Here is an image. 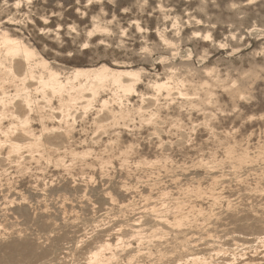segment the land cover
Instances as JSON below:
<instances>
[{"label": "bare ground", "instance_id": "1", "mask_svg": "<svg viewBox=\"0 0 264 264\" xmlns=\"http://www.w3.org/2000/svg\"><path fill=\"white\" fill-rule=\"evenodd\" d=\"M160 3L162 4L163 2ZM16 4L19 5L20 2ZM161 4L158 6H160L159 8L163 13L166 9L163 10L164 4ZM157 9L156 11H158ZM162 13L161 15H163ZM165 14L167 13H164V17ZM167 15L170 16V14ZM169 16L167 17L169 18ZM175 20H178V15ZM1 24L0 195L3 202L0 203V264H264V202H262L264 194L258 191L263 189L262 182H257L254 188H251L257 191L247 196V199L251 198L254 201H260V206L256 204L259 207L255 206V208L245 202L236 205L232 203L234 200H231L230 196L226 200L223 197V193L219 191L220 187H218L221 186L222 181L220 179H223L222 177L225 175L224 173L222 175L221 171L225 165L227 166L228 164L231 170L235 169L236 172H239L242 169L254 170L256 169L254 168L256 164H263L264 141L260 140L258 144H255V147L250 146L251 144L242 143L241 140L233 137L230 132H224L223 134L214 132V127L210 125V122L208 124L205 121L204 125L208 131L211 130L214 136L215 147L203 152L199 145L196 146L198 149L200 148L201 158L200 160L197 159L198 161L195 165L199 169L204 170L207 180H195V183H193V178H187L188 181L192 182L182 183L181 181V184L180 182L179 184L175 183L178 190L177 197L175 196V191L172 192L169 186L166 188L162 187L164 189L156 187L162 189L158 191L159 194L157 193V200H161V205L151 202L154 201L152 199H155L154 196H156H153V190L157 186V182L154 181L150 184V187L143 190L141 186L139 189V186H134L127 182V179H130L128 176H132L133 179L136 177V180L139 181L140 178L145 177L144 175L148 178L155 177L156 174H161L162 172L163 174L164 172H168V174L175 173V169L179 166H177V159L175 160L173 153H176V150L177 152H183L187 145H189V148L192 147L190 143L193 141L192 139L190 140L189 132H186L192 127L185 123L187 120L184 121V116L188 115L189 119H191L190 115L193 112L191 110L204 111L206 109L205 106L209 102H212L215 107H219L220 101L217 98L218 94L216 96V90L218 89L216 87H223L222 89L227 92L222 91L227 96L230 95L229 97L234 102L240 98L245 99L243 84V87L241 85L238 86V80L232 81L228 79L230 76L228 78L221 77V72L218 74L217 69L209 64L207 65L209 67H203L209 78L205 80L204 75L200 72V77L203 75L202 79L205 81L200 78L197 79V68L191 67L193 63L189 60L191 55H185L184 53H182L184 56L182 54H179V56H183V59L188 56L189 58L186 59L192 64H186L187 61L186 63L169 62L170 64L165 66V63L162 64L163 68L166 69L164 70L166 71V76L163 75V80L161 78L149 79L145 82L143 77L145 69L142 68L143 66L132 67L129 63H127L128 65L118 64L119 61L112 65L104 62L89 65V67H70L71 69L68 70L66 68L65 70L68 71L64 72V69L58 70L56 67L55 69L50 63L51 61L42 56L35 47L26 42L23 37L16 33L13 34L9 28ZM178 25H181V23ZM178 28L177 30L175 29V32L181 30V28H179L180 30ZM159 29V36L168 45L171 47L176 46L174 50L180 47L179 44H177L178 47L175 44L178 39L173 42L174 38L172 39L171 37L172 40H170L164 33L165 31L161 32V28ZM164 29L166 30L167 28ZM170 29L172 30V28ZM108 30L109 28L106 26L95 24V29L90 31V33L93 31L103 33V31ZM209 31L205 34V38L210 39ZM194 35L198 36V34ZM234 36L233 38L237 37ZM212 37L211 39H213ZM165 44L163 42L162 46H165ZM223 45H227L226 42ZM206 52L204 53L205 56L207 55ZM170 53L172 54V52ZM201 55L203 56V54ZM169 56L167 57L169 58L168 60H170ZM176 59L179 60V58ZM182 61L184 62V60ZM245 71L248 74L247 69ZM241 72L242 74L244 73L243 71ZM147 73L149 72L147 71ZM261 73L263 72L261 71ZM261 75L259 74V76ZM243 76L241 77L242 79H244ZM255 78L258 80V77ZM247 81H249V78ZM143 83L148 89L151 88L150 95L147 91H144L147 92L146 95L142 90H139V85ZM134 96H137L138 99L134 100L132 98ZM172 105H175V107L172 108ZM210 105L211 103L208 106ZM207 115V119H205L208 121L213 114L207 113ZM137 124L140 127H152L150 128L153 129V133L150 134H155L157 137L155 138L157 142L154 147L157 148V151L155 150L157 153L155 152L154 157L147 156V151L145 153L141 148L142 143L138 142V136L136 135V131L139 129L136 127ZM169 133L176 135V141H169V139L164 141V138L171 136ZM165 135L167 137H164ZM145 141L147 140L145 139ZM145 141L143 140V142ZM192 151L194 153V150ZM219 152L222 153L223 157L219 156ZM190 153L192 156V152ZM181 154L177 153L178 156ZM51 167H54L62 176H68L67 179H70V183H63L61 187H56L57 185L52 184L53 181L48 182L45 178L42 179L40 175L42 177L47 176L46 173H50L48 171L51 170ZM117 170L124 172L127 176H123L124 179L119 180L117 183L113 181V183L112 175ZM96 174H100L98 178L102 177V180L107 184H105L107 188L97 196H94L92 194L93 191L98 189L96 187ZM176 175L178 176V174ZM176 175L171 176L176 179ZM262 175L264 174L262 173ZM34 176V181L36 182L34 186H28L25 183L28 187L27 191L29 188L40 190V192H37L38 195L35 196L34 193L32 198L30 193L23 189L24 186L22 185L24 183L20 185V182L22 179L29 177L32 179ZM156 176L160 177L159 175ZM51 177L50 179H52ZM116 178L118 177L116 176ZM251 178L253 179V177ZM31 179L30 181L32 182L33 179ZM155 179L157 178L155 177ZM182 179L184 180L185 177ZM54 181H58V179ZM59 181L61 180L59 179ZM142 182H145V180ZM175 182H178V180L176 179ZM245 182L243 181V183ZM112 183L115 184V191L119 192L118 194L127 191V193L133 195H129V202L124 201L122 205L119 204L120 207H132L134 209L133 206L136 205L135 198L138 194L147 203H145V208H143L145 210L144 215L140 216V214L138 218H133V222L128 223L129 228L119 233L114 242L110 238H106L108 230H98V232L88 238L87 234L78 236L82 230L80 223L84 221L68 222L65 228L63 226L61 228L56 225V220L48 210L49 207L47 205L45 208L47 207L48 209L34 208L33 199L42 196L44 198L48 196L49 198L51 194H47V191L50 190L52 185L55 187L52 186L54 189H51L57 191L56 193H61L62 195H60L65 203H68L66 201L70 199V192H75L76 196L80 194L81 197L85 198V201L88 199L90 207L91 205L96 207L95 202L101 205L108 204L110 201L115 203L117 202L118 194L116 195L111 190L110 186ZM90 192L96 197L95 199H93ZM135 193L138 194L134 195ZM208 199L211 200L210 213H206L207 209L205 210L203 205H200L202 200ZM225 201L227 206L223 212H213L218 209L219 205L223 206ZM63 202L61 203L63 204ZM62 204L60 205L64 206V208L61 207L64 213L69 210L74 211L67 204ZM38 207L43 206L39 205ZM78 207H76L77 210ZM223 214H225L224 217L222 216ZM222 219L227 220L225 225L230 226L231 228L229 229L233 228V231L238 233L231 239L233 243H222V241H219L221 236L218 235V232L221 226H224ZM33 227H36L37 232L33 233L31 231ZM116 229L120 230L122 228ZM128 236L133 237V242L136 246L133 247L131 245L132 242L127 240V238L125 239ZM200 238L204 240V244L201 245L199 244L200 242L195 244ZM78 243L80 244L78 245Z\"/></svg>", "mask_w": 264, "mask_h": 264}, {"label": "rangeland", "instance_id": "2", "mask_svg": "<svg viewBox=\"0 0 264 264\" xmlns=\"http://www.w3.org/2000/svg\"><path fill=\"white\" fill-rule=\"evenodd\" d=\"M159 1L163 3L161 4ZM17 2H20V4L17 5L16 4ZM159 4L161 5L164 4L166 8L163 6L162 9L163 10L166 9L164 10L165 12L164 11L163 13L161 12L159 8L160 6H158ZM156 9L158 11H156ZM161 13L163 15H161ZM164 13L170 14L171 17L167 14H165V17H164ZM177 15H178L179 21L175 20L177 19ZM167 16H169V18ZM189 16H191L190 19H189ZM200 20H201V23H200ZM0 23H2L1 25H4L7 28H9L13 34L16 33L17 35L23 37L24 40L28 42L29 44H31L33 47H35L42 56L46 57L49 61H51L50 63L52 64L54 68L56 67L58 70L64 69V72L68 71L71 68H75L76 66H85V67L88 66L89 67V65H95V64H100L104 62L108 63L109 65H112L113 63H117L119 61L118 64L122 63V64L128 65L127 63H129V65L132 67H138V66L142 67L143 66L142 68L145 69L143 77L145 78L144 80L146 82L149 79L151 80L160 79V78L162 80L164 79L163 75L166 76V71H164L166 69L163 68L162 64L165 63L164 64L165 66V65H169L170 63H174V61L175 63H179V62L186 63L187 61L186 64L189 63L191 65L193 63L191 67L194 66L195 69L197 68L196 69L197 71L196 77L198 76L197 79L198 78L202 79L203 75H204L205 80L209 78L206 75V71L204 69V68L209 67L207 66L209 64L211 67L214 66L213 68L217 69L218 74L219 72H221L220 73L221 77L228 78V76H230V78L228 79L232 81H234L235 79L238 80L237 81L238 86L239 85L242 86V84L244 85V87L243 86L242 87L245 91V95H246L245 99L240 98V99H237L236 102H234V100H232L231 97H229L230 95L227 96L226 93H224L227 91H224V89H222L223 87H220V88L216 87V89L218 88L216 90V96L218 94L217 98L220 101L219 107L216 106L217 109L212 102H209L208 105L210 103L211 105L205 106L207 111H205L206 109L204 111H201V110L199 111L197 109H194L196 110L195 114H194V110H191L193 111L192 114H194V115L192 114L190 115L191 119H189L188 115L184 116V121L187 120L185 123H187L188 126L192 127L191 129L186 130V132H189L190 140L192 139L193 141L192 143H190V146L192 147L189 148L188 147L189 145H187L183 149V152L182 151L177 152L176 150V153H173L175 155V160L177 159L176 160L177 166H179V167L177 166L176 167L179 168L180 170L176 168L175 173H172V174L171 173L168 174L167 171H166L167 173L164 172V174L162 172L161 173L162 175L156 174L160 176V177H157L155 175L157 179H155L154 176L147 178V176L144 175L145 177L140 178V179L142 181L145 180V182H142L140 179L139 181L136 180V177L135 179H133L132 176H128V178L130 179H127V182L133 184L134 186L136 185L139 186V189L141 186L142 190L147 187H150V184L153 183L154 181L157 182L156 184L157 186H155L153 190L154 192L153 196L154 195L156 196H154L155 199H152L154 201H151L154 204L156 202V204L161 205V202H160L161 200L160 201L157 200L158 199L157 195L159 194L158 191L168 186L172 190V192L175 191L174 193H175V196L177 197L178 190H177L176 184H179V182L180 184H181V181L182 183H186V182L191 183L192 181H188L189 178L190 179L193 178V183H195V180H200V179L207 180V175L205 174L204 170L201 168L200 170L199 167L195 165V163L201 158L200 157L201 152L199 151L200 148L203 149V152H207L209 148L215 147V140H213L214 136L211 133V130L208 131L207 127L204 125L205 121L208 124L210 122V125L214 127L213 129L214 132L216 131L217 133H222V134L224 132H230V134L232 133L231 135L233 137L241 140L242 143H245V144L248 143V145L251 144L250 146L255 147L256 146L255 144H258L260 140L264 141L263 140L264 120H262L264 119L263 118L264 116V91H263L264 86L263 85L264 84H262L264 83L263 81L264 77H262L264 76V0H250V2L249 0H169V1L168 0H0ZM180 23L181 25H178ZM95 24L106 26L107 28H109V30L103 31V33L98 32V31H93L92 33H90V31L95 29ZM177 25L179 28H181V30L177 27ZM159 28H161V32L165 31L164 33L166 34V36H168L167 38H169L170 40L174 38L172 40L173 42H176V40L178 39L177 43L175 44L176 45L179 44L180 47H178L177 45L178 48H175L176 51L174 50V47L176 46L171 47L170 45H168L167 42L163 40V38L159 36V33H160L158 32L160 31ZM164 28H167V29L165 30ZM170 28H172V30ZM177 28L181 32L180 31L175 32V29L177 30ZM257 28L258 29L260 28V29L258 30ZM207 31H209V34L211 35L210 39L207 37H206L207 39L205 38L206 36L205 34L207 33ZM259 31H260V34L258 35ZM178 32H180L179 33L180 35L178 34ZM199 33L201 34L199 35ZM194 34H198V36H195ZM232 34L233 36L235 35L234 37L236 36L237 37L233 38ZM211 37L213 39H211ZM191 39L193 40L191 41ZM161 41H163L164 44L166 43L165 46L167 45L166 46L167 49L165 48V46H162L163 42ZM224 41L229 47L227 45H223L225 44ZM218 42L220 43L224 42V43L223 44L221 43L220 45V43ZM148 46H150L148 48L149 50L146 49ZM168 46H170L171 48L170 47L168 48ZM151 47H153L154 49L153 48L151 49ZM152 50L154 51L152 52ZM169 51L172 52V54ZM190 51L192 54L189 53ZM205 52L207 53L206 56L204 55ZM182 53H184L185 55L190 54L191 56L190 58L187 56V57H184L185 59H183L182 57L184 56V54ZM179 54H182L183 56L180 57ZM201 54H203V56ZM168 56L170 57V60H168L169 59L167 58ZM172 56H174L175 59ZM176 58H179V60ZM186 58H189V60H191L192 63H190L189 60ZM198 58H202V59H198ZM182 60H184V62ZM200 67L202 71L200 70ZM257 67H259L262 70H260ZM66 68L68 70H65ZM249 68H253V69H249ZM246 69L248 71V74L245 73ZM203 70L205 74L203 73ZM147 71L149 73H147ZM241 71H243L244 73L242 74ZM261 71L263 73H261ZM150 72L151 73L153 72L154 74L153 73L151 74ZM157 72H158V75H157ZM200 72H202L201 74H203L201 77H200L201 74L199 75ZM257 72H258V75H257ZM259 74L260 75L262 74V75L259 76ZM149 75H151L152 77L151 76L147 77ZM155 75H157L159 78ZM243 75L247 77H244ZM242 76L245 80L241 78ZM251 76L252 78H250ZM255 77H258L257 79L259 81L256 80ZM246 78L247 79L249 78V81H247ZM204 79L202 80L205 81ZM249 82H252V83H249ZM143 85L144 83L142 85H139L140 87L138 86L139 90H142V92L147 91L148 94L150 95L151 93L149 92L152 91L151 88L148 89L147 86L145 85L143 86ZM147 92H144V93H146L147 95ZM132 98H134L135 100L137 96H134ZM173 107H175V105L174 106L172 105V108ZM209 107H210L211 112L209 111ZM207 113L213 114L208 119V121L206 120L207 119L206 117L208 116ZM136 123H138V121H136ZM136 127L139 128L136 131L137 133L136 135L138 136L137 138L139 140L138 142H140V144L142 143L141 148L143 149V151H145V153L147 151L146 153L147 156L154 157V155L157 153L156 152L157 148H154L156 146L155 143L157 142L155 141V138L157 137L155 136V134L153 135L150 134V133H153V129H151L152 127L151 126H147V128L146 126L140 127L139 124H137ZM149 135L152 137H150ZM167 135H165L164 137H167ZM169 135H171L169 136L170 138L169 137L164 138V141H167V139H169V141H176L177 138L175 134L169 133ZM145 139L147 141H145ZM143 140L145 142H143ZM198 145L200 147L199 149L198 147H196ZM192 150H194V153ZM151 152L153 153V155ZM190 152H192L193 157L191 156ZM177 153L179 154L182 153L181 155H179L181 160L179 156L177 155ZM219 156H222L221 152H219ZM185 157L188 159H186ZM192 167L195 169H193ZM254 168H256L254 169L255 171L242 169L239 172H236V170L233 168H232L233 170H231V167L227 164V166L225 165V167L221 169L222 175L224 174L225 175L224 177H222L223 179H220V181L222 182L221 184L219 183L221 186H218V187H220L219 191L223 193V197L226 200L228 199L227 197L230 196L229 198H231V200H234L232 201V203L236 205H240V203L245 202L254 208L255 206L256 207L260 206L259 205L260 201H254L251 198L247 199V196L249 194L255 193L257 191L255 189L254 190L251 189V188H254L257 182L259 183L262 182L261 185L263 189L258 190V191L264 194V175H262V173L264 174V171H263L264 163L263 164L260 163L258 165L256 164ZM50 169L51 170L48 171L50 173H46L47 176L42 177V175H40V177L42 179L45 178L46 181L48 182L53 181L52 184H54L55 186L57 185L56 187H61L62 186L61 184L63 183H70V179L69 180L67 179L68 176L63 175L65 176L63 178L62 174L58 173L54 169V167L53 168L51 167ZM196 170H197V173H196ZM185 171H187V173L184 174ZM191 171H193L194 173ZM117 172L119 173V175ZM190 173H193L194 175L195 174L196 175L198 174V175L197 176L195 175L194 177V175ZM97 174H96V180H97L96 187L98 189L97 191L94 190L93 193L90 192V194L92 193L94 196H97L100 192H103V190H106L107 188L106 182L102 180V177H100L101 179L98 178L100 174L99 175ZM174 174L175 175L178 174V176L177 175L175 176L178 182H175L176 179L171 176ZM226 175L228 176L226 177ZM116 176L118 178H116ZM123 176L126 177L127 175H125L124 172L122 173L121 171L117 170L112 175L114 179V180L112 179V182L114 181L115 183H117L119 180L121 181V179H124ZM50 177L52 179H50ZM184 177L185 179L183 180L182 178ZM251 177H253L254 180ZM30 179H31L30 177L26 179H22L20 182L21 183L20 185L24 183L22 186H24L23 189H26V191L28 187L26 186L25 183H27L28 186L29 185L34 186V184L36 183L34 181L35 176L34 178H32L33 179L32 182L30 181ZM53 179L54 180L58 179V181H54ZM59 179L61 181H59ZM239 179L241 180V183ZM100 180L102 181L100 182ZM131 181H133L134 183ZM243 181L244 182L246 181V182L243 183ZM113 183H112L113 186L111 185L110 187H111V190L114 191L117 195L119 192L115 191L116 186ZM145 183H147L148 185L147 184L145 185ZM97 184H100V185L97 186ZM242 184L244 187L242 186ZM54 185L52 186L55 187ZM231 185L233 186L231 187ZM52 186L51 187L49 186L50 187L49 191L51 192L47 191V194H51L49 195V198L48 196L45 198L44 196H42V197H37V198L35 197L33 199V203H35L34 208L37 207L36 209H48L47 207H49L48 210L52 213V216L55 218L56 223H57L56 225L58 227L63 226L65 228L68 222L84 221L80 223L82 230L81 232H79L80 234H78V236L82 234H87V238L93 236L96 232H98V230H108V232L106 233V238H110L114 242L116 240V236L119 233L129 228V224L133 222L132 220L133 218L134 219L138 218L140 214H141L140 216L144 215L145 210H143V208H145L144 205L147 204L146 201L143 200L139 196L138 193H135L134 195H137V194L138 195L135 198L136 205L133 206L134 209L132 207H129V208H125L122 206L120 207L119 204L122 205L124 201L127 202L130 199L129 197L132 195L130 193H127V191H124V192L122 191L123 193L117 195V202L111 203L110 201V203L105 204V205H101L100 203L95 202L96 207H94V205H91L90 207V202L88 203L87 201L88 199H86L85 201V198L81 197L80 194L76 196L77 194L75 192H70L69 194L70 199L66 201L68 203H65V201L63 202V199L61 197L62 194L59 192L56 193L57 191H53L52 189L54 188ZM142 186H145V187H142ZM156 187H159V188L164 187V188L158 189ZM29 189L27 192L30 193L32 198L34 195L35 196L38 195L37 192H40V190H37L35 188L33 190L30 189L32 191H30ZM225 191H228V192H225ZM56 195H58L59 197ZM94 196H93V199L96 198ZM1 198L2 196L0 195V203L3 202L2 201L3 199ZM80 199L81 201H79ZM52 202L56 206L53 205ZM61 202H63V204ZM262 202H264V200ZM204 203L206 204L204 205ZM225 203L223 206L221 205H219L218 207L216 206L218 209H215L213 212H223L227 206L226 201ZM60 204L62 205L67 204V206L69 208L74 209V211L69 210L67 213H64L63 212L64 206H61ZM201 204L203 205V208L205 210L207 209L206 213H210L209 206L211 205V200L210 199L202 200L200 202V205ZM256 204H258L259 206ZM39 205L43 207H38ZM46 205L47 207L45 208ZM75 205H78L79 207ZM83 205L86 207H84ZM76 207H78V210L76 209ZM62 213L65 215L63 216ZM60 215H62L63 217L62 216L60 217ZM224 215L225 214H223L222 216L224 217ZM57 216L60 219L56 218ZM226 221L227 220L222 219V223L224 224V226L223 227L221 226V228L219 227L220 229H219L218 235L221 236V239H219V241H222V243L223 242L233 243L231 239L234 237V235H237L238 233L234 232L233 228L229 229L231 227L225 225ZM16 227L14 228L16 229ZM116 228H122V229L119 230ZM31 231L33 233L37 232L36 227L35 228L33 227ZM113 233H115L116 235ZM52 234L54 233L52 232ZM129 237L131 236L125 237V239L127 238V240L132 242L131 245L133 247L136 246L134 245L135 243L133 242V237H131L132 239ZM203 242L204 240L200 238L196 241L195 244L199 243L203 245L204 244ZM80 243H78V245ZM218 243L222 244L220 242Z\"/></svg>", "mask_w": 264, "mask_h": 264}]
</instances>
